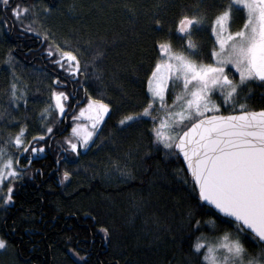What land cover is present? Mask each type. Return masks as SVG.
<instances>
[{
    "label": "trees",
    "instance_id": "trees-1",
    "mask_svg": "<svg viewBox=\"0 0 264 264\" xmlns=\"http://www.w3.org/2000/svg\"><path fill=\"white\" fill-rule=\"evenodd\" d=\"M24 2L35 5L39 24L34 27L52 35L48 43L68 40L84 46V58L94 60L100 69L89 75L85 85L88 93L106 98L116 111L101 125L95 143L79 157L58 166L49 154L24 172L26 183L15 181L13 202L0 203V237L8 241V247L0 249V264H196L189 251L187 213L196 208L197 201L181 157L166 155L153 145L150 121L126 129L117 121L126 112L138 111L137 105L145 100L146 79L158 55L154 40L160 35L152 26L153 19H162L166 28H174L179 12L198 0ZM49 6L51 11L44 14L42 9ZM4 8L0 0V17L7 20V24H0V118L8 120L0 124V137L18 129V124L13 126L14 118L28 122L30 135H35L41 130L40 110L49 103L53 72L61 79L64 76L47 57L42 38L22 29ZM242 22L238 18L234 27ZM194 39L206 45L207 53L212 44L208 32L196 33ZM9 52L17 76L27 85L28 104L19 111L8 102L12 80L6 67ZM96 52L103 55L97 57ZM203 58L209 59L206 55ZM73 87L70 81L63 89L69 92L70 108L45 144L58 147L56 151L61 147L57 139L68 132L69 120L77 111H72L75 104L87 101L83 88L71 99ZM249 88L255 95L247 101V110L264 107L260 83ZM213 99L219 102L220 98ZM232 110L224 106L221 111L228 114ZM27 163L21 156L20 164ZM44 163L41 176L37 168ZM50 170L54 171L52 177L46 179ZM65 170L72 174L62 180ZM102 226L109 229L107 236L99 231ZM245 244L249 251L264 247L249 241Z\"/></svg>",
    "mask_w": 264,
    "mask_h": 264
},
{
    "label": "snow or ice",
    "instance_id": "snow-or-ice-1",
    "mask_svg": "<svg viewBox=\"0 0 264 264\" xmlns=\"http://www.w3.org/2000/svg\"><path fill=\"white\" fill-rule=\"evenodd\" d=\"M3 3L22 29L42 38L47 57L64 76L53 72L49 103L38 115L39 132L30 135L28 122L14 118L18 129L0 137V203L8 205L14 200L15 181L31 165L28 153L44 152L54 128L66 117L70 96L63 89L69 81L74 85L71 99L83 88L87 103L72 117L71 130L63 137L64 160L79 157L82 149L94 144L98 129L116 109L106 98L88 93L89 75L100 69L84 58L83 45L68 40L48 43L52 35L34 27L39 24L34 4ZM42 11L48 14L51 7ZM238 18L243 22L234 27ZM173 23L174 28H166L164 20L153 19L160 35L154 40L158 55L146 79L145 100L137 105L138 111L122 114L117 125L126 129L150 121L153 145L186 162L197 201L187 213L189 251L196 264H264V247L249 251L245 244L264 246V107L247 110V101L255 95L249 85L259 82L264 89V0H198L181 10ZM0 24H7L6 18L0 17ZM204 31L212 39L207 53L206 45L194 39ZM6 67L12 73L9 106L19 111L28 104L27 85L16 74L11 52ZM213 96H219V102ZM260 98L264 102V91ZM224 106L233 110L223 114ZM81 118L88 122L79 123ZM6 123V117L0 118V124ZM21 156L27 165L20 164ZM71 174L65 170L62 180ZM99 231L107 236L109 229L102 226ZM7 247L8 241L0 237V249Z\"/></svg>",
    "mask_w": 264,
    "mask_h": 264
},
{
    "label": "flooded vegetation",
    "instance_id": "flooded-vegetation-1",
    "mask_svg": "<svg viewBox=\"0 0 264 264\" xmlns=\"http://www.w3.org/2000/svg\"><path fill=\"white\" fill-rule=\"evenodd\" d=\"M45 147H46V150L44 151V152H45V155H44V156H41V153H37L35 156H34L33 154H31V153L28 154L29 156L32 157V159H31V165L27 168V170H29L30 168L32 169V166H36V164H37L36 162H37V161H39V160H43V159L47 158L49 154H51V155L53 156V158H54L56 161H57V160L60 161L59 163H57L58 166H59L60 163H62L63 161H65V160L63 159V156H64L63 146H61L57 151H56V149H57L58 147H53V145H49V146H45ZM27 164H28V163H27ZM21 165H24V164H21ZM46 165H47V164H46ZM43 166H45V163H44V165H42L40 168H37L38 171H40L41 176H43V174H44V172H43ZM27 170H26V171H27ZM52 170H55V169H52ZM52 170H50V171L47 173V175H46V179H50V178L52 177V173L54 172V171H52ZM45 173H46V171H45ZM23 175H24V174H23ZM34 175H37V174L34 173ZM34 175H33L32 177L30 176V177H31V178H30L31 181L34 180ZM20 181L26 183V181H25V179H24V176H22V178H20ZM19 189H21V186H20Z\"/></svg>",
    "mask_w": 264,
    "mask_h": 264
},
{
    "label": "rangeland",
    "instance_id": "rangeland-1",
    "mask_svg": "<svg viewBox=\"0 0 264 264\" xmlns=\"http://www.w3.org/2000/svg\"><path fill=\"white\" fill-rule=\"evenodd\" d=\"M169 94H170V98L168 99V103H171V90H170ZM86 103H87V101H86L85 103H83L82 105H80V107H83L84 104H86ZM80 107H79V108H80ZM79 108L77 109V111L75 112V114H74L73 116L78 115ZM73 116H72V117H73ZM72 117H71L70 120H69V129H68V132H67L64 136H67V135L69 134L70 130H71V126H72ZM78 122H79V123H87L88 121H87L86 118H81ZM98 131H99V129H98ZM64 136H62V137H60V138L57 139L59 145H61V146H62V141H63V137H64ZM96 136H97V135H96ZM96 136L94 137V140H95ZM86 150H87V149H82L81 152H85ZM255 245L257 246V244H255ZM254 248H256L254 251H259L261 247H258V246H257V247H254Z\"/></svg>",
    "mask_w": 264,
    "mask_h": 264
},
{
    "label": "water",
    "instance_id": "water-1",
    "mask_svg": "<svg viewBox=\"0 0 264 264\" xmlns=\"http://www.w3.org/2000/svg\"><path fill=\"white\" fill-rule=\"evenodd\" d=\"M84 97H85V94H84V96H83V99H84ZM81 103L83 102V100L82 101H80ZM36 155V154H35ZM34 155V156H35ZM45 155V152H42L41 153V156H44ZM181 159H182V157H181ZM182 161H183V163H184V165H185V167H186V162L182 159ZM187 169V168H186ZM188 171V170H187ZM189 172V171H188ZM189 174H190V176H191V173L189 172ZM192 178V177H191Z\"/></svg>",
    "mask_w": 264,
    "mask_h": 264
},
{
    "label": "bare ground",
    "instance_id": "bare-ground-1",
    "mask_svg": "<svg viewBox=\"0 0 264 264\" xmlns=\"http://www.w3.org/2000/svg\"><path fill=\"white\" fill-rule=\"evenodd\" d=\"M68 83H70V81H69ZM75 98H77V94H75ZM80 105H81V104H80ZM80 105L75 104L74 109H73L72 111L74 112L75 110H77V108H79Z\"/></svg>",
    "mask_w": 264,
    "mask_h": 264
}]
</instances>
